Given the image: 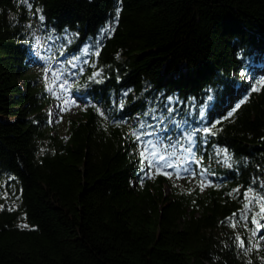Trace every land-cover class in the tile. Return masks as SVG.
Listing matches in <instances>:
<instances>
[{
  "label": "trees",
  "instance_id": "1",
  "mask_svg": "<svg viewBox=\"0 0 264 264\" xmlns=\"http://www.w3.org/2000/svg\"><path fill=\"white\" fill-rule=\"evenodd\" d=\"M29 3L0 0V178L15 198L0 207V264H264V246L243 226L250 218L239 216L253 197L245 189L264 196V0ZM36 9L58 42L43 59H61L82 99L62 133L25 62L24 23ZM108 25L111 35L100 34ZM74 54L85 59L76 68ZM97 71L102 82L88 81ZM168 96L171 113L156 101ZM133 127H161L191 148L196 175L167 193L176 180L140 167ZM203 127L212 132L184 135Z\"/></svg>",
  "mask_w": 264,
  "mask_h": 264
},
{
  "label": "rangeland",
  "instance_id": "2",
  "mask_svg": "<svg viewBox=\"0 0 264 264\" xmlns=\"http://www.w3.org/2000/svg\"><path fill=\"white\" fill-rule=\"evenodd\" d=\"M19 2L21 4L27 3V9H29L28 0H19ZM39 17L40 14L37 11H35V13L32 12L26 15L27 20L24 24L25 29L29 30V35L28 33V36L26 35V37L29 38V56L27 57L25 62L34 72L38 73V80H41L40 82L44 83V85L47 87V91L52 96V103L49 109V121L51 126H53L54 131L62 133L65 130L66 118H72L73 116L77 115L76 108L78 107V104L82 101V99L80 96H76L71 91L70 85L72 84L71 81L73 73L70 70L67 71L66 68L63 67L61 59L54 60L52 63H47L46 60L43 59L42 55H44V47H46L47 50L52 49L50 53H53L57 48L58 42L55 35L42 32V29L40 27V23L42 21ZM82 45L83 44H81V46ZM84 60V57H80L78 59L79 62H83ZM258 61L259 65L264 64V54L259 53ZM45 69H49V71L46 73ZM53 69H59L64 73L63 80L52 75ZM64 80H67L68 84L65 86V88L62 89L59 87V84L63 83ZM54 81H56V83H54ZM70 97L75 98V102H73ZM156 101L157 103L162 102L161 105L165 106L166 108L172 107L174 109L171 104L174 103L175 98H173L171 102L167 100V97H165L164 100L157 99ZM192 108L194 107L192 106L191 109ZM165 122L170 123V120H167ZM165 122L162 121V126H160H169L164 125ZM161 127L158 128L156 132H154V134L148 135L144 139L152 140L153 142H155L157 145V151H159L161 155H164L165 160L172 165L171 168L157 170L154 164L152 168L153 172L160 171L163 174H165V172H168L170 173L168 176H170L171 179L176 180L171 182V184L167 183L165 185V190L168 193L172 190V187H181L182 181L179 180L192 174L191 171H185V169H192V164L190 152L182 145H176L169 139L165 140L162 133L163 128ZM157 163H163V161H157ZM177 172H179V175H177ZM253 194L255 193H251V196H253ZM13 197L14 196H11L9 194L2 179L0 178V205L6 207L14 206L15 198ZM260 197L261 195H255V200L253 199V197L248 198L249 200L247 201L246 207L241 209L239 216L244 220H246L245 217L250 218L251 221L244 223L243 226H245L246 224L247 226H245V230L250 229L254 239H257L256 243L264 246V239L261 238L262 236H264V228L257 230L256 224L252 221V217L255 216L257 222L261 224L260 219L263 218L264 213L260 212L258 203H256V205L252 204L253 202H256V200L258 201ZM249 205H251V207H249ZM252 236H247V238H249L247 246H245V248L247 249L252 245Z\"/></svg>",
  "mask_w": 264,
  "mask_h": 264
},
{
  "label": "snow or ice",
  "instance_id": "3",
  "mask_svg": "<svg viewBox=\"0 0 264 264\" xmlns=\"http://www.w3.org/2000/svg\"><path fill=\"white\" fill-rule=\"evenodd\" d=\"M28 7L31 8L32 5L29 3L28 4ZM37 12H39L40 10L37 9L36 10ZM116 17L118 18L119 16V13L121 11V9L119 7L116 8ZM40 20H44V16L43 15H40ZM100 34H104V35H111V25H108L106 28H102L101 29V33ZM75 36H79V33H76L74 34ZM72 41L69 40L68 41V44H71ZM89 45L87 44H84L82 47L77 45V51H84V52H87L88 49H89ZM91 47L95 48L96 45L93 44L91 45ZM96 54H98V48H97V52ZM119 55V54H117ZM240 55L242 56L243 55V52L240 53ZM79 59V57L77 55H73L72 58L70 60L67 61L68 64L72 65L73 68H76L77 65L74 63L75 60ZM86 63V61H85ZM49 71V69H45V72L47 73ZM80 71H83V68H80ZM241 73L243 75L244 73V69H241ZM52 75L54 77H58L60 78L61 80H63V76H64V73L59 70V69H53L52 70ZM97 77H99L100 79L97 80ZM104 78L101 76V73L99 71L97 72H93L92 75H90L87 80L88 81H96V82H102ZM261 80L264 81V77H261ZM54 83H56V81H54ZM68 84V81L67 80H64L63 83H60L59 84V87L60 88H65V86ZM87 86V85H85ZM78 88L80 86H77ZM51 90V89H50ZM130 91V90H129ZM247 97H245L246 99ZM70 99H72L73 102H75V98L73 97H70ZM209 99H211V97H209ZM167 100L169 102H171L173 100V97L169 96L167 97ZM95 107V110L101 115V116H105V110L102 109L99 105H93ZM119 107L123 108L124 107V102L121 101L120 104H119ZM238 107V105H237ZM167 111L169 113L173 112L174 109L172 107H168L167 108ZM234 111V109H233ZM200 117L203 118L205 113L203 110L200 111L199 113ZM228 115H231V112L228 113ZM224 117H221V119H223ZM153 119H155V117H153ZM161 119H163V117L161 116ZM115 123H120V121H115ZM186 123V122H185ZM142 127H145L144 123L141 122L140 123V126L139 128H142ZM139 128L137 127H133V128H130L129 129V132L132 134V136L136 139V141L138 142V146H139V156H140V167L143 169V168H146V171H152V168H153V165L155 164L156 166V169L157 170H163L165 168H171L172 165L170 163H168L166 160H165V156L164 155H161L159 151H157V145L155 142H153L152 140H146L144 139L145 135H150V134H145L143 132H141L139 130ZM196 131H203L204 133H209V132H212V128L210 127H203L202 129H199V130H196V129H192L190 130L189 132H186L184 135L185 137L189 140V141H192L193 140V137L195 136V133ZM170 146V145H169ZM135 151V150H134ZM192 149L190 148L189 149V152H191ZM225 151H227L225 149ZM190 158H193L194 157H190ZM200 159L202 160L203 157H200ZM157 161H163V163H157ZM197 163H199V161H197ZM185 171H191V169H185ZM166 175H169L170 173L168 172H165ZM177 175H179V172H177ZM192 175H196L195 172L192 173ZM201 177H203L204 173L201 172L199 174ZM209 183H211V181H209ZM239 188V186H238ZM238 189H234V191H236ZM249 193H253V188L252 187H249L247 189L244 190V197L245 199H247ZM253 199L255 200V194H253ZM258 204H259V210L260 212L264 213V196H261L260 199L258 201H256ZM0 207H3L2 205H0ZM249 207H251V205H249ZM245 219H247V217H245ZM252 221L253 223L256 224V228L257 230L261 229V228H264V224H260L257 222L256 220V217L253 216L252 217ZM21 227H27V225L25 224H21L20 225ZM234 226V225H233ZM247 226V225H246ZM255 235V233H254ZM262 239H264V236L261 237ZM244 245V240L241 239L240 240V245L241 247H243ZM257 248L260 247L259 244L256 245ZM251 249H248V251H250ZM264 259V258H262Z\"/></svg>",
  "mask_w": 264,
  "mask_h": 264
}]
</instances>
